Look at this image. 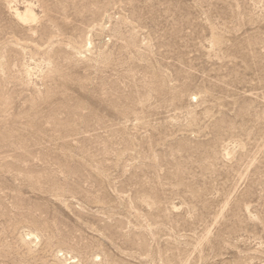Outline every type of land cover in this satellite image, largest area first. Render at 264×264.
<instances>
[{
    "label": "rangeland",
    "instance_id": "374dc122",
    "mask_svg": "<svg viewBox=\"0 0 264 264\" xmlns=\"http://www.w3.org/2000/svg\"><path fill=\"white\" fill-rule=\"evenodd\" d=\"M0 264H264V0H0Z\"/></svg>",
    "mask_w": 264,
    "mask_h": 264
},
{
    "label": "bare ground",
    "instance_id": "6f19581e",
    "mask_svg": "<svg viewBox=\"0 0 264 264\" xmlns=\"http://www.w3.org/2000/svg\"><path fill=\"white\" fill-rule=\"evenodd\" d=\"M8 8L9 11L15 16V18L22 23H32L37 19L31 7L28 5L26 6V8L25 7L23 8L24 9L23 12H19V10L15 8L14 5H9ZM60 256L63 255L61 254Z\"/></svg>",
    "mask_w": 264,
    "mask_h": 264
}]
</instances>
